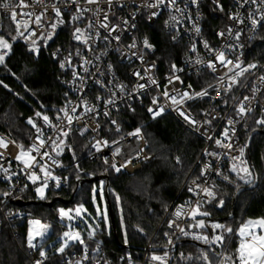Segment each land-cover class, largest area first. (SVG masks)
Returning <instances> with one entry per match:
<instances>
[{
  "label": "built area",
  "instance_id": "1",
  "mask_svg": "<svg viewBox=\"0 0 264 264\" xmlns=\"http://www.w3.org/2000/svg\"><path fill=\"white\" fill-rule=\"evenodd\" d=\"M8 2L12 5L11 8L0 7V31L2 20L6 18L11 21L16 35L17 25L11 18V11L14 9L16 21L21 22L20 31L28 37L27 40L19 36L17 38L25 43L27 51L34 59L38 58L42 49L50 47L61 30L68 28L65 42L51 48L50 54L56 62L58 83L64 89L65 99L60 109L64 108L74 119L71 125H68L67 118L60 109L51 115H41L38 123L35 124L36 127H33L27 134L24 149L27 151L34 144L39 146L38 135L46 141L40 153L32 151L30 155L35 156L38 163L45 165L54 176L61 178L59 187H57V181L51 179L48 181V187L59 189L66 187L69 182V175L60 172L67 136H59V130L54 132L51 125H59L69 134L75 131L78 135L85 137L89 142L88 160L99 159L104 163V158L107 157L110 163L115 160L119 166L132 157L131 162L120 170L128 175L139 171L144 163L154 157V154L147 150L148 141L142 130L140 139L128 135L139 126L124 131L120 119L122 112L134 113L137 107L144 104L145 100H148L149 107L157 112H160L162 106L164 110L159 115L170 114L184 130L194 133L203 140L202 149L194 162V166L199 169L198 176L193 178L191 186L200 194L190 193L189 187L187 196L183 200H174L169 204L138 260H131L124 255L112 258L106 255L98 243L93 246L86 245L87 252L84 251L83 246L79 250H72L65 254L63 260L65 264H75L77 260H80L81 264H105V261L107 264H171L174 243L182 239L195 240L192 237L197 233L207 235L204 230L189 229L186 226L190 220L201 217L193 218L189 215L191 208L197 206V201L200 202L199 208H202L213 204L216 199L208 200L200 189L195 188V185L199 184L201 189L209 187L215 193L217 181L232 187H237L239 184L248 185L249 183H246L245 179L240 178L244 175L243 173L238 176L236 172L230 170L233 162L236 163L238 169L244 166L238 160H233L240 156V148H244V155L241 159L246 162L251 173L250 179L253 180V173L246 154V141L242 140L241 131L252 115H255L256 123L258 120H264V111H262L264 109V81L260 79L264 76V60L257 62L244 61L243 59L248 42L264 23V20H261V15L264 14V3H261L260 0H256V3H252V0H247V2L246 0H197L196 4H192L191 0H175L174 5L170 3V0H164L159 4L157 0H112L111 4L108 3V0H97V3L91 4L86 0H22V3L21 0H8ZM203 2H208L218 8L224 5L225 8L223 10L225 17L223 25H219L208 33L205 32L203 24ZM150 5L156 6L151 7ZM53 6L59 9L60 17L56 16ZM153 12L156 13L155 16L152 15ZM250 14L258 22L255 28L249 19ZM37 15L41 16L39 25L35 22ZM105 15H107V19H105ZM230 15L238 17V19H230ZM74 16L78 19L73 20ZM171 17H176V19L172 20ZM58 20H63L64 23H57ZM23 21L28 22L27 29L24 28ZM156 21H160L163 29L169 33L171 42L187 44V50L182 54L179 64L175 65L176 71H173L172 68L170 72L163 75H159L158 62L155 57L156 44L141 34L144 24L152 25ZM53 23H57L55 29L51 27ZM102 23L108 24L109 28L101 27ZM196 27H199V32L195 30ZM76 28L82 30V38H86L87 43L74 39L73 33ZM229 28L232 29L231 35L228 32ZM221 32L223 35H217ZM237 32L240 33L239 37L236 36ZM49 33H52L51 38H48ZM145 38L152 45L151 49L145 48L143 43ZM32 40H35V45H32ZM205 41L214 50L213 52H209L204 47ZM133 43H135V47H130ZM193 44L196 48L195 51L191 50ZM33 48L35 51L32 50ZM5 51L7 50L0 49V53ZM220 51L224 52L227 60L233 62V65L228 66L232 67V72L229 73L228 67L220 65L216 61L215 54ZM197 60H200V63H197ZM209 60L215 63V72L207 67ZM62 61L65 63L64 68L60 67ZM236 64L245 69L249 64H255L256 67L248 69L237 77V83L232 85L227 93L221 91L217 95V89L228 87L231 83L228 76H233L240 70V68L234 67ZM74 71L77 73L75 77L73 76ZM226 73L227 75H225ZM204 74L208 75L211 80L206 81V78H202L201 76ZM177 76L179 80L175 79ZM191 77L199 79L202 84L200 88H196L193 81L189 79ZM221 77H224L223 80L220 79ZM170 79L171 83H169ZM152 80L156 83H151ZM139 84H143L145 87L140 89L137 87ZM208 85H213V87L208 88ZM254 87L258 89L255 93H253ZM202 89H207L208 95L195 97L194 93L200 92ZM165 91L169 92V97L163 95ZM185 91L193 95V98L186 99L181 104L174 106L170 97L177 94L182 95ZM97 96L101 99L97 100ZM244 97L249 99L245 101ZM153 98L156 99V104H153ZM109 99L114 103L105 105L103 101ZM177 99H179V95H177ZM241 101L244 102L246 109L251 108L250 112L246 111L243 115L238 113ZM85 107L92 108L94 111L85 113ZM72 108L76 109L74 113ZM177 108L194 120L195 125L185 121L176 110ZM106 111L109 113L108 116L104 115ZM44 115L49 117L50 125H45ZM150 116L153 118L151 113ZM75 117H79V119H75ZM229 119L233 121L231 125L228 124ZM112 121H116V124H113ZM117 125L120 131L116 130ZM258 125L264 129V125ZM36 128L42 130L41 134L36 132ZM226 128L229 129V139L221 136V132ZM232 129L235 131L233 132ZM0 137L7 145L0 147V182L5 186L4 192L9 193L0 199L1 227L2 220L7 222L13 218L30 216V212L27 210L19 206L8 208L6 204L13 199L14 194L20 192L28 184H33L28 179L30 172L37 173L40 177L38 182H42L44 177L39 167L25 169V166L15 159L18 149L9 136L0 132ZM60 139H63L65 144L60 145L63 151L57 155L52 150L51 140H56V143L59 144ZM217 139H220L222 144L230 143L232 147L218 146ZM104 140L109 142L108 145L105 147L101 143L100 151L97 152L93 144ZM113 140L118 143L112 145L111 141ZM114 148L121 149V152L115 157L112 156ZM44 151H47L52 159L47 157L41 159ZM137 152H139V156L136 155ZM110 163L105 166L111 168ZM205 164L209 165V168L205 170L204 176H201V168ZM5 169L7 172L4 171ZM217 171L223 175H217ZM224 175L228 176V180L223 178ZM187 200H191L192 203L185 204ZM178 206H182L180 217L173 215ZM170 220L174 221L172 227H169ZM159 228L161 233L156 236L155 243L159 245L158 247L167 246V248L149 250L148 248H152L151 242ZM179 228H183L188 235L181 233ZM166 233L167 235H165ZM196 241L205 243L202 240ZM40 249V243L35 244L34 248L28 247L26 254L30 258V264H35L37 260H41V264L46 261L47 257L45 259L40 256ZM165 253H167L166 256ZM153 255L160 256L163 260H152ZM82 257L86 258L82 259Z\"/></svg>",
  "mask_w": 264,
  "mask_h": 264
},
{
  "label": "trees",
  "instance_id": "2",
  "mask_svg": "<svg viewBox=\"0 0 264 264\" xmlns=\"http://www.w3.org/2000/svg\"><path fill=\"white\" fill-rule=\"evenodd\" d=\"M224 9V5L218 8L208 2L202 3L205 32L208 33L219 25H223L225 22ZM67 32V27L61 30L50 47L42 49L38 58L34 59L21 39H12L15 34L11 21L6 18L2 20L0 36L10 43L11 48L7 50L4 62L0 63V132L12 138L17 145H22L23 149H25L27 134L33 128L28 123L29 118L37 124L41 115H51L59 111L65 99L64 89L57 80V66L50 54V49L64 43ZM141 34L147 36L157 46L155 57L158 62L159 75L170 72L173 65L179 64L182 54L187 50L186 43L170 41V35L163 29L160 21L152 25L144 24ZM243 60L257 62L264 60V23L248 42ZM201 77L206 78V81L211 80L205 74ZM189 79L193 81L196 88L201 87L202 84L198 78ZM148 108V100H145L144 104L137 107L134 113H121L123 130L127 131L139 126L147 138V150L154 154L152 160L144 163L139 171L131 175L107 168L99 159L88 160L89 142L87 139L75 131L68 134L65 152L61 158L60 172L69 175V182L66 187L59 189L47 187L46 199L43 200L69 199L78 176V180L81 181L79 189L71 202H55L51 207L44 204H31L21 207L30 212V216L13 218L7 222L2 220L0 264H30V258L26 254L28 220L37 218L42 222H49L53 229L61 230L62 223L57 219L55 207L57 205L66 206L76 200L90 207L91 187L95 181L88 182L86 179L104 173L108 174V201L112 208L119 242L128 244L132 248H120L111 229L108 235L101 233L102 240L98 244L106 255L112 258H118L120 255L127 256L131 260L140 258L142 251L138 248L146 247L169 204L174 200H183L187 196V189L193 185V178L198 176L199 169L194 166V162L203 146V140L199 136L184 130L170 114H161L156 118H151ZM37 112L41 115L37 116ZM260 129L263 128L256 123L255 115H252L242 128V140L246 141L250 132ZM177 157H179V162H177ZM249 159L253 173L251 183L256 176V186L239 193L231 219L216 222L230 226L233 233L231 235L223 233L225 236L223 246L212 244L208 248H198L190 243H178L173 249L171 264H205L201 257L202 252L207 253L211 264L219 263L217 254L231 256V260L238 264L235 251L238 247L236 230L245 218L264 217L263 133H256L251 138ZM241 186L245 185L239 184L237 187H232L217 181L215 201L201 208L210 213L206 217L226 216L230 212L233 194ZM4 191L5 186L0 182V193ZM103 191L105 194V184ZM116 196L120 198L119 207ZM19 199L39 200L35 193V186L28 184L23 190L14 194L6 207L17 208L18 206L13 201ZM220 199H223L225 203L218 207ZM121 220L123 229L120 228ZM214 231L217 235L221 234L220 229ZM160 233L159 228L153 237L151 247L159 246L155 243V238ZM45 241L40 242V247ZM84 242L87 246H93L98 241L85 238ZM81 247L79 243L72 244L63 253L48 249L45 251L47 259L42 264H65L63 261L65 254L72 250H79Z\"/></svg>",
  "mask_w": 264,
  "mask_h": 264
},
{
  "label": "snow or ice",
  "instance_id": "3",
  "mask_svg": "<svg viewBox=\"0 0 264 264\" xmlns=\"http://www.w3.org/2000/svg\"><path fill=\"white\" fill-rule=\"evenodd\" d=\"M86 2L89 3V4L97 3V0H86ZM163 2H164V0H157L158 4L159 3H163ZM246 2H247V0H246ZM260 2L264 3V0H260ZM21 3H22V0H21ZM108 3L111 4L112 0H108ZM170 3L174 5L175 0H170ZM191 3L192 4H196L197 0H191ZM252 3H256V0H252ZM150 6L151 7H155L156 5H150ZM0 7L8 9V8H11L12 5L8 2V0H0ZM53 11L56 13L57 17H60L59 9H57V8H55V6H53ZM177 11H180V9H177ZM29 15H31V14H29ZM152 15L155 16L156 13L153 12ZM11 18H12L13 22L16 23V25H17L16 35L12 36V39L15 40L19 36V37H22V38L27 40L28 37L23 32L20 31V23L21 22L16 21V19H15L16 18V12H15L14 9L11 11ZM229 18L230 19H234V18L238 19V17H233L231 15L229 16ZM75 19H78V17L74 16L73 20H75ZM105 19H107V15H105ZM171 19L175 20L176 17H171ZM249 19L251 20L253 28H255L257 23H258L257 20L253 19L251 14L249 15ZM261 20H264V14L261 15ZM40 21H41V16L37 15L36 18H35V22L37 23V25L40 24ZM57 23H61L62 24V23H64V21L63 20H58ZM57 23H53L51 25L52 29H55L57 27ZM125 23H126V21H125ZM165 23L167 24V21ZM23 26H24L25 29H27L28 28V22L27 21H23ZM89 26H91V25H89ZM101 27H103L105 29H108L109 25L102 23ZM195 30L197 32L200 31L199 27H196ZM228 32L231 35L232 29L229 28ZM29 35H31V33H29ZM51 35H52V33H49L48 38H51ZM217 35H223V33L222 32L221 33H217ZM239 35H240V33L237 32L236 36L239 37ZM73 36H74V39H76L78 41H81L83 43H87V39L86 38H82L83 37V33H82V30L80 28H76L75 29V32L73 33ZM116 39H119V37H116ZM174 39H175V37H174ZM31 43H32V45H35V40H32ZM143 43H144L145 48H147V49H151L152 48V45L149 43L147 38H145ZM130 47H135V43L130 45ZM204 47L206 49H208L209 52H213L214 51L212 48H210L209 44L206 41L204 42ZM229 47H231V45H229ZM10 48H11L10 43L7 40H5L3 36H0V49L8 50ZM32 50L35 51V48H33ZM191 50L192 51L196 50L194 44L192 45V49ZM6 55H7V51H5L3 53H0V63L4 62V58H5ZM53 55L55 56L56 53L54 52ZM215 57H216V61L219 62L220 65H222L224 67H228L229 65H233V62L231 60H227L226 57H225L224 52H222V51L216 52ZM66 59H70V58H66ZM196 62L200 63V60H197ZM60 67L61 68L65 67V63L63 61L61 62ZM207 67L210 68L213 72L216 71V65L211 60L208 61ZM234 67L240 68L239 64L234 65ZM255 67H256L255 64H249L247 66V69L240 68L239 71L235 72V75L228 76V79L231 81V83L229 84L228 87H223V88L217 89V95H219L221 91H223L224 93H227L231 89L232 85H235L237 83V77L241 76L248 69H252V68H255ZM109 68H111V65H109ZM172 68H173V71H176L175 65H173ZM232 70H233L232 67H228V72L229 73L232 72ZM85 71H87V69H85ZM136 74L138 75V73H136ZM76 75H77V73L74 71L73 72V76L75 77ZM225 75H227V73ZM223 78L224 77H221L220 79L223 80ZM175 79L179 80V77L177 76V77H175ZM260 79H261V81H264V76L260 77ZM171 82L172 81L170 79L169 83H171ZM97 83H100V81H97ZM151 83L155 84L156 81L152 80ZM137 87L140 88V89H143L145 87V85L139 84V85H137ZM165 87L167 88V86H165ZM212 87H213V85H208V88H212ZM189 88H191V85H189ZM256 91H258V89H256L254 87L253 88V93H255ZM163 95L165 97H169V92L165 91L163 93ZM177 95H179V99H177ZM177 95H172L170 97L171 101H172V104L174 106L178 105V104H181L186 99H192L193 98V95L189 94L187 91H185L182 95H180V94H177ZM206 95H208L207 89H202L200 92L194 93L195 97L206 96ZM99 99H101V98L99 96H97V100H99ZM248 99H249L248 97H244L245 101H247ZM103 102H104L105 105H109V104H113L114 103V101L111 100V99L104 100ZM153 104H156V99L155 98H153ZM163 110L164 109L161 106L160 107V112H162ZM176 110L185 119V121H187L188 123H190L192 125H195L196 122L194 120H192L188 115H186L185 112L180 111L179 108H177ZM60 111L64 112V115L67 118L68 125H71L74 117L69 115L68 112L64 108H61ZM75 111H76V109L72 108V112L74 113ZM89 111H94V109L85 107V113H87ZM246 111L250 112L251 108H247L246 109L245 106H244V102L241 101L240 105L238 106V113L240 115H243ZM262 111H264V109H262ZM148 112L152 114L153 118H156V116H158L160 114V112L155 111L152 107L148 108ZM36 115L40 116L41 114L39 112H37ZM104 115L108 116L109 113L106 111L104 113ZM75 119H79V117H75ZM43 121H44L45 125H50V123H51L50 120H49V117L47 115L43 116ZM28 123L31 124L33 127H36V125L34 124V122L32 121L31 118H29ZM112 123L116 124V121H112ZM205 123H208V121H205ZM232 123H233V121L231 119H229L228 120V124L231 125ZM257 123L264 125V120H258ZM51 127L53 128L54 132H57L59 130V136L66 137L69 134L68 131L62 130L61 126H59V125H51ZM116 130L120 131L118 125H117V129ZM232 131L234 132L235 130L232 129ZM36 132L38 134H41L42 130L40 128H36ZM228 132H229V129L226 128L223 132H221V136L225 137V139H229ZM128 135L129 136H133L136 139H140L141 138V129L139 127H137L133 132H129ZM37 139L40 142L39 146L34 144L27 151H25L23 149L22 145H17V147L20 148V152H19L18 155H16L15 159L18 160V161H21L23 163V165L25 166V169H31L33 167H39L40 172L43 174L44 179L41 182L40 186L35 187V193H36L37 198L43 200V199H46L45 188L48 187L49 179L57 181V187H59V182H60L61 178L57 177V176H54L50 171L47 170L45 165H42V164L38 163L37 158L35 156L30 155V153L32 151H35L36 153H40L41 148L44 147L45 144H46V141L44 139H42L40 135L37 136ZM51 143H52V150L55 151L57 155H59L60 152L63 151V148H61L60 145H64L65 141L63 139H60L59 140V144H57L56 140H51ZM101 143H103V146L106 147L109 142L107 140H104L103 142L97 141L95 144H93V147L96 148L97 152L100 151ZM111 143H112V145H116L118 143V141L113 140V141H111ZM216 144L218 146H221V147H224V148H231L232 147V145L230 143L229 144H222L220 139L216 140ZM6 146L7 145H6L5 141H4V139L2 137H0V147H6ZM120 152H121L120 148H114V150L112 152V156L115 157ZM239 152H240V156L233 158V160L234 161L238 160L240 162V164H242L244 166L238 169L236 163L233 162L231 164L230 170L232 172H236L238 176H240V173H243L244 175L240 176V178L241 179H245L246 183H251L250 170H249L246 162L241 159V157H243V155H244V148H240ZM136 155L139 156V152H137ZM45 157H47L49 159H52V157L49 155V153L47 151L43 152V156L41 157V159H43ZM131 159H132V157H130L128 160H126L123 164H120L119 166H117V163L115 162V160H112L111 163H110L109 162V158L105 157L104 158V164L105 165H109V163H110V167L113 170H115L116 172H119L122 168L126 167V165L131 162ZM177 162H179V157H177ZM53 163H55L54 160H53ZM208 168H209V165L205 164L201 168L200 175L204 176L205 170L208 169ZM4 171L7 172V169H5ZM217 175H223V174L220 173L219 171H217ZM77 178L79 179V176ZM223 178L225 180H228V176L227 175H224ZM28 179L35 186L37 184V181L40 180V177L37 175L36 172L32 171L28 175ZM65 179H67V178H65ZM100 184H101V186H100V190H99V200L101 202H103L104 201V191H103L104 183H103V181H101ZM195 188L196 189H200L204 193V195L208 198V200H214L216 198V193L209 187H203L201 189V186L199 184H196ZM21 190H23V189H21ZM92 191H93V193L97 192V189H96L95 186H93ZM188 191L190 193H194L195 195H199L200 194V192L195 191L192 187H190L188 189ZM4 195L7 196V195H9V193L5 192ZM92 202H93V205L95 206L96 203H97L96 195H93ZM116 202H117V206L119 207V203H120L119 196H116ZM191 203H192L191 200L185 201V204H191ZM199 203L200 202L197 201V206L191 208L189 215H191L193 218H195L197 215H199L201 217L209 216L210 213H208L206 211H200L199 210ZM224 203H225L224 200L220 199L219 200V204L217 206L221 207V206H223ZM181 208H182V206H178L177 210L173 213V215L176 216V217H180L181 214H182ZM73 211L75 212V216L79 217V216H81L82 213L87 212V209H85L83 204L77 205L74 210L73 209L65 210L63 208L57 209V212L59 213V216H60L62 221L65 218L68 219V220L74 219V217L72 215ZM96 215L97 216H102L104 224H105V226H107L108 219H109L107 209H105L103 212H101L100 208H97L96 209ZM173 223H174V221L170 220L169 221V227H172ZM28 224H29V228H28V232H27V244H28L29 248H34L35 247L34 240L37 237H43L44 234L48 231V227L49 226L47 224L41 223V221L38 220V219H35V220L34 219H29ZM121 226L123 227V221L122 220H121ZM195 227L200 228V229H204L205 227H207V225H206V222L201 219V220H198L196 222ZM211 228L213 230L220 229L221 230V234L217 235V234H215V231H213V233L211 235V238H209L208 235H201V234L197 233V234H194L192 238L195 239V240H202L205 243L218 244L220 246H223L224 242H225V236L223 235V233H228L229 235H231L233 233V229L230 226H226L224 224H220V223H216V222L211 224ZM139 230L143 231L142 229H139ZM179 231L181 233H183L184 235H188V233H186L183 228H179ZM236 232H237V234H238V236L240 238L238 247L235 250L236 254H237L236 255V259L239 261V264H264V217H257V218H254V219L250 218V219L246 220L242 225H240L239 229H237ZM165 235H167V233ZM88 237H89V239H92L94 237V230L93 229H90L88 231ZM60 239L62 240V243L60 244V247L56 249L57 253H63L65 251V248L68 246L70 241L71 242H79V244L84 247V251L85 252H87V250H88L87 246L85 245L84 240L81 238V234L78 231H74V230H71V229L68 230V231H65L62 234ZM97 243H99V242H97ZM125 243H127V239H125ZM169 243H171V240H169ZM93 251H95V250H93ZM166 255H167V253H165V256ZM40 256H41V258H45L46 259V253H45L43 248L40 249ZM181 256L183 258V254H181ZM217 256L219 257V264H226V261L232 259L231 256H228V255H225V254H217ZM201 257L204 260L205 264H211V261L209 259V256L207 255V253L202 252L201 253ZM85 258L86 257H82V259H85ZM152 260H154V261H162L163 258L160 257V256L153 255L152 256ZM35 264H41V260H37L35 262ZM75 264H81V261L77 260L75 262ZM105 264H107V261H105Z\"/></svg>",
  "mask_w": 264,
  "mask_h": 264
},
{
  "label": "rangeland",
  "instance_id": "4",
  "mask_svg": "<svg viewBox=\"0 0 264 264\" xmlns=\"http://www.w3.org/2000/svg\"><path fill=\"white\" fill-rule=\"evenodd\" d=\"M10 139L14 143L16 148L18 149V154H19L20 148L17 147V143L12 138H10ZM19 162H21V161H19ZM101 181H103V180H98V181H95V182L92 183L91 193H90V207H87L84 202L78 201V200H76L73 203H70L69 205H66V206L57 205L55 207V212H56V215H57V219L59 220V222L62 223L61 230H55V229L52 228V226H51V224L49 222H42L40 220L41 223L47 224L49 227H48V231L44 234L43 237H37L34 240V244L40 243L42 240H46L44 242V244L41 246V248H43L44 251H47L48 249H50L51 251H55L56 252V249L59 248L60 244L62 243V240L60 239L62 234L65 231H68L70 229L74 230V231H78L81 234V238L83 240L85 238H89L88 237V231L90 229L94 230V237L92 239H96V241H98V242L102 240L101 233H102V235L103 234L108 235L109 229H110L109 219H108L107 226H105L102 216H97L96 215V209L97 208H100L101 212H103L105 209H107L105 198H104L103 202H101L99 200V190H100V186H101V184H100ZM103 183H104V181H103ZM40 185H41V182H38L35 185V187H38ZM93 186H95L96 189H97L96 193H93V191H92ZM47 189L48 188L46 187L45 188V193H46ZM93 195H96V197H97V203H96L95 206L93 205V202H92ZM79 204H83L85 209H87V212L82 213L81 216H79V217H76L75 216V212L73 211L72 215H73L74 219L68 220V219L65 218L66 222H63L61 220L60 216H59V213L57 212V209L63 208L65 210H68V209H73L74 210L76 208V206L79 205ZM199 210L203 211L201 208H199ZM196 217H200V216L197 215ZM30 219H34L35 220L37 218H30ZM248 219H250V218H245L240 225H242ZM252 219H254V218H252ZM212 223H214V222H212ZM240 225H239V227H240ZM239 227H238V229H239ZM28 228H29V224H28ZM28 228H27V232H28ZM120 228L123 229V227L121 226V221H120ZM99 233H100V236H99ZM51 234H53V235L50 238H48ZM239 239L240 238H239V236L237 234L238 244H239ZM77 243H79V242H71L70 241L68 246L65 249L70 247L72 244H77ZM26 244H27V233H26ZM27 246H28V244H27ZM226 264H229V262H226ZM238 264H239V261H238Z\"/></svg>",
  "mask_w": 264,
  "mask_h": 264
},
{
  "label": "water",
  "instance_id": "5",
  "mask_svg": "<svg viewBox=\"0 0 264 264\" xmlns=\"http://www.w3.org/2000/svg\"><path fill=\"white\" fill-rule=\"evenodd\" d=\"M256 133H263L264 134V129H260V130H253L252 132L249 133L248 137H247V140L245 142V145H246V154H247V157H248V160H249V165L251 166V163H250V140L251 138L256 134ZM98 180H103L104 181V184H105V194H104V198H105V201H106V206H107V212H108V217H109V226H110V229H111V232L113 234V237L117 243V245L120 247V248H132V246L128 245V244H120L119 242V239H118V235H117V230H116V226H115V222H114V216H113V212H112V208H111V205L108 201V186H109V181H108V174L107 173H104V174H100V175H97V176H94V177H91V178H87L86 181L88 182H91V181H98ZM80 184H81V181H78L75 186H74V189L71 193V196L69 199L67 200H64V199H61V198H53L49 201H45V200H34V201H23L21 199L19 200H14V204H16L17 206L19 207H27L31 204H44L48 207H51L55 202H63V203H66V202H71L72 199L74 198L77 190L79 189L80 187ZM257 184V177L255 176L254 177V181L248 185H245V186H241L239 188H237L233 194V197H232V200H231V206H230V212L226 215V216H223V217H216V218H210V217H200V218H195V219H192L190 220L188 223H187V228L189 229H195V230H199L200 228H197L195 227L196 225V222L198 220H204L206 222V225L207 227H205L204 229H201V230H204L207 235L209 236V238H211V235L213 233V229L211 228V223L212 222H218V221H222V220H228V219H231L233 214H234V208H235V204H236V200H237V197L239 195V193L245 189H252L256 186ZM5 192H2L0 193V199L1 198H4L6 197V195H4ZM63 222H66V219L63 220ZM178 243H190V244H193L194 246L198 247V248H208L210 247L212 244H209V243H201V242H198L196 240H192V239H182L176 243H174L172 245V247H175ZM167 246H162V247H152V248H148L149 250H156V249H166ZM139 250L143 251L146 249V247H139L138 248ZM229 264H235L234 261L232 260H229L228 261ZM219 264V263H218Z\"/></svg>",
  "mask_w": 264,
  "mask_h": 264
},
{
  "label": "flooded vegetation",
  "instance_id": "6",
  "mask_svg": "<svg viewBox=\"0 0 264 264\" xmlns=\"http://www.w3.org/2000/svg\"><path fill=\"white\" fill-rule=\"evenodd\" d=\"M227 262V261H226Z\"/></svg>",
  "mask_w": 264,
  "mask_h": 264
}]
</instances>
